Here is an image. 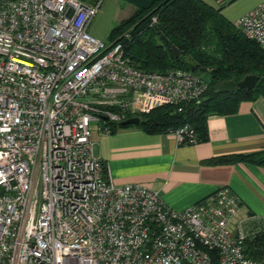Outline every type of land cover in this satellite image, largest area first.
Returning <instances> with one entry per match:
<instances>
[{
	"label": "built area",
	"instance_id": "2783aa9c",
	"mask_svg": "<svg viewBox=\"0 0 264 264\" xmlns=\"http://www.w3.org/2000/svg\"><path fill=\"white\" fill-rule=\"evenodd\" d=\"M99 5L0 0V264H264V219L228 187L175 210L158 189L113 183L94 155L93 129L180 111L207 88L133 66L128 30L108 44L89 34ZM233 25L264 50V0ZM165 133L197 143L188 123Z\"/></svg>",
	"mask_w": 264,
	"mask_h": 264
},
{
	"label": "trees",
	"instance_id": "16d2710c",
	"mask_svg": "<svg viewBox=\"0 0 264 264\" xmlns=\"http://www.w3.org/2000/svg\"><path fill=\"white\" fill-rule=\"evenodd\" d=\"M131 1L134 12L110 29L108 39L114 41L124 31H129V36L120 41L133 66L156 72L174 68L196 74L206 71L211 77L203 95L183 105L180 111L172 106H161L139 115L136 126L141 130L155 134L188 123L195 131L197 142L205 141L209 114L233 113L239 102L264 97V50L244 37L221 13L235 0L217 7L203 0ZM152 17L155 22L151 21ZM171 46L179 50L177 57L173 56ZM250 74L258 77L253 88L228 93L217 91L218 82H236ZM130 126L134 125L113 124L111 133ZM215 161L246 162L264 167V151L223 156ZM257 243H247L249 256L253 257L252 247Z\"/></svg>",
	"mask_w": 264,
	"mask_h": 264
},
{
	"label": "crops",
	"instance_id": "0c3cea01",
	"mask_svg": "<svg viewBox=\"0 0 264 264\" xmlns=\"http://www.w3.org/2000/svg\"><path fill=\"white\" fill-rule=\"evenodd\" d=\"M115 1L134 12L131 0ZM206 129L205 141L180 145L169 133L149 134L136 125L117 128L109 135L93 129V153L107 165L113 183H142L158 189L163 202L172 209L182 210L226 186L243 208L264 219V167L215 161L264 151V97L239 102L233 113L209 114Z\"/></svg>",
	"mask_w": 264,
	"mask_h": 264
},
{
	"label": "rangeland",
	"instance_id": "374dc122",
	"mask_svg": "<svg viewBox=\"0 0 264 264\" xmlns=\"http://www.w3.org/2000/svg\"><path fill=\"white\" fill-rule=\"evenodd\" d=\"M86 2L93 3V0H85ZM97 1V0H96ZM206 3L216 7V5H221L222 0H203ZM226 3L229 0H223ZM256 0H235L230 5L225 6L222 11V15L229 21L233 22L238 16L239 12L249 6L252 2ZM260 0L259 2H261ZM133 13V12H132ZM130 8L120 1L115 0H100V5L93 16L88 33L95 38L102 41L104 44H108L110 41L108 39V34L110 29L115 26L120 20L130 16ZM243 14V13H242ZM237 17H236V16Z\"/></svg>",
	"mask_w": 264,
	"mask_h": 264
},
{
	"label": "water",
	"instance_id": "95a60500",
	"mask_svg": "<svg viewBox=\"0 0 264 264\" xmlns=\"http://www.w3.org/2000/svg\"><path fill=\"white\" fill-rule=\"evenodd\" d=\"M171 51L174 57H177L180 52L179 50L171 46ZM192 70V69H191ZM200 77L207 83H210L211 77L208 73H201ZM258 77L256 75L250 74L244 76L241 80L234 82L233 80L221 81L216 85L217 91L221 93L233 92L235 89H251L257 82ZM122 125H138V117H130L121 122Z\"/></svg>",
	"mask_w": 264,
	"mask_h": 264
}]
</instances>
